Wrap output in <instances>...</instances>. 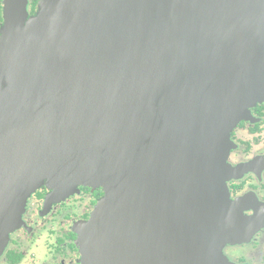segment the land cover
I'll return each instance as SVG.
<instances>
[{
	"label": "water",
	"instance_id": "1",
	"mask_svg": "<svg viewBox=\"0 0 264 264\" xmlns=\"http://www.w3.org/2000/svg\"><path fill=\"white\" fill-rule=\"evenodd\" d=\"M2 5L0 258L33 194L90 187L80 264H228L227 158L264 103V0Z\"/></svg>",
	"mask_w": 264,
	"mask_h": 264
},
{
	"label": "flooded vegetation",
	"instance_id": "2",
	"mask_svg": "<svg viewBox=\"0 0 264 264\" xmlns=\"http://www.w3.org/2000/svg\"><path fill=\"white\" fill-rule=\"evenodd\" d=\"M38 1L28 0L29 15ZM230 140L227 163L235 174L225 182L231 206L222 253L228 264H264V103L250 109V118L237 124ZM47 193L44 189L31 196L23 215L25 226L10 236L0 264H80L76 230L90 219L103 192L80 187L78 193L50 205L45 204Z\"/></svg>",
	"mask_w": 264,
	"mask_h": 264
},
{
	"label": "rangeland",
	"instance_id": "3",
	"mask_svg": "<svg viewBox=\"0 0 264 264\" xmlns=\"http://www.w3.org/2000/svg\"><path fill=\"white\" fill-rule=\"evenodd\" d=\"M29 200H30V199H29ZM29 200H28L27 206L29 205ZM61 201H62V200H61ZM59 202H60V201H59ZM57 203H58V202H57ZM26 209H27V207H26ZM22 220H24V217H23ZM87 221H88V220H87ZM87 221H86V222H87ZM23 225L25 226V221H23ZM12 234H13V233H12ZM12 234H11V235H12ZM11 235H10V236H11ZM10 236H9V240H10ZM8 243H9V242H8ZM7 245H8V244H7ZM6 248H7V247H6Z\"/></svg>",
	"mask_w": 264,
	"mask_h": 264
},
{
	"label": "trees",
	"instance_id": "4",
	"mask_svg": "<svg viewBox=\"0 0 264 264\" xmlns=\"http://www.w3.org/2000/svg\"><path fill=\"white\" fill-rule=\"evenodd\" d=\"M0 21H1V18H0Z\"/></svg>",
	"mask_w": 264,
	"mask_h": 264
}]
</instances>
